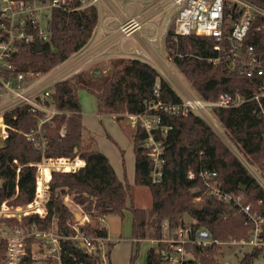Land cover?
<instances>
[{
  "label": "trees",
  "instance_id": "trees-1",
  "mask_svg": "<svg viewBox=\"0 0 264 264\" xmlns=\"http://www.w3.org/2000/svg\"><path fill=\"white\" fill-rule=\"evenodd\" d=\"M48 18L49 40L41 39L37 28L31 25L26 29L31 38L17 41L19 50L12 59L16 67L14 74L20 71L27 75V79H32L49 72L87 46L99 23V8L96 3L83 5V0H71L67 8H52ZM214 41L213 36L194 33L180 35L176 39L173 29L166 35L171 61L203 98L215 100L224 92L249 96L257 91L258 81L209 61L210 57L216 55L211 47ZM250 42L264 55V31L252 33ZM158 78L160 95L156 97L154 87ZM79 89H86L96 96L99 114H113L119 123L123 121V114L146 111L147 101L159 99L171 104L182 101L156 67L134 57L113 59L107 72L81 70L57 81L52 95L61 113L54 116V125L44 124L49 145L46 153L50 156L80 155L86 161V167L79 172L54 173L49 213L42 224L48 226L55 217L60 234L74 233L72 224L80 221L79 213L65 200L68 196L89 216L103 217L114 213L124 218L125 210L129 209L133 215L132 238L138 240L160 239L164 222L170 229L183 226L186 224V214L193 219L191 225L195 229L206 228L214 239L221 242L251 238L254 224L248 215L238 205L207 193L198 172L202 169L216 171L225 192L243 194L244 205H250L251 210L263 217L264 188L200 115L193 111L171 114L161 110L163 123L172 128L164 136L166 162L164 178L158 184L151 181L152 163L143 145L146 133L139 125L133 128L134 182L148 186L152 193V206L141 208L134 203L128 205L129 185L118 176L109 157L94 149L91 140L85 137ZM215 113L229 139L251 164L264 170V117L257 102L249 100L237 107L216 108ZM3 119L9 126V135L0 144V178L3 180L0 197L12 194L15 184L20 181L23 191L21 202L25 203L33 198L35 173L32 167H20L17 162L25 163L41 155L24 134L36 127L38 120L28 111L27 105L9 109L3 114ZM63 126L64 135L61 134ZM189 170L194 171V178L188 176ZM241 185L246 189L241 190ZM198 196L201 199L196 201ZM83 228L88 234L102 237L104 241L108 237V229L104 225L88 221ZM261 235L264 239V225ZM61 244L65 264H102L95 262L73 240H62ZM168 246V243L159 242L151 247L147 263L167 264L162 251ZM221 246L216 243L205 247L188 244L187 248L192 250L195 259L188 260L186 264H217L216 253ZM261 249L255 246L239 264H253L254 257Z\"/></svg>",
  "mask_w": 264,
  "mask_h": 264
},
{
  "label": "built area",
  "instance_id": "built-area-1",
  "mask_svg": "<svg viewBox=\"0 0 264 264\" xmlns=\"http://www.w3.org/2000/svg\"><path fill=\"white\" fill-rule=\"evenodd\" d=\"M70 1L0 0V18L2 20L0 22L2 140L9 135V126L4 122L3 114L15 106L27 105L28 111L38 121L36 127L24 134L41 152L39 157H34L28 162H17L20 167L24 165V167H32L34 170L35 189L33 198L25 203L20 202L23 196L20 181L15 184V190L12 194L0 197V264H65L62 258V240H73L95 262L109 264L107 252L102 249L101 245L103 238L88 234L83 228L84 223L79 221L72 224L74 230L72 235H63L58 232L55 217L48 226L42 224L49 213V204L53 195L51 183L54 173L79 172L86 167V161L80 155L50 156L46 153L49 145L44 124L54 125V116L61 113L57 109L55 98L52 95L54 84L81 71L86 64L90 63L94 59L91 49L89 47L82 48L64 63L55 66L47 73L36 75L32 79H27V75L20 71L13 73L16 67L12 63V59L19 50L17 41L31 38L27 35L26 29L34 25L37 28L38 36L43 40H49V11L54 7L67 8ZM96 1L98 0H83V5H90ZM169 1L172 5L180 6L173 24L176 39L180 35L193 33L213 36L215 41L211 47L215 50L216 55L210 57L209 61L213 64H221L231 72L258 81L259 88L249 96L224 92L217 99L211 100L200 96L192 86H184L182 89L178 86L179 89L176 91L182 99L180 104L153 99L147 101L148 108L146 111L138 114L127 113L131 125L133 127L139 125L146 133L143 145L152 163V183L158 184L164 178L166 162L164 136L172 128L171 125L163 123L161 110L171 114L193 111L200 115L227 144L229 143L230 148L264 188V170L251 164L247 156L229 139L227 132L225 133L218 124V117L215 113L216 108L237 107L249 100H254L264 117V55L250 42L252 33L264 31V0ZM145 22L146 20L138 15L122 21L119 29L125 34V37L140 29ZM167 66L169 70L165 68V71L163 69L159 71L162 76L165 75V72L168 73L170 79L175 82L176 73H173L172 66L169 64ZM9 72L11 73L8 74ZM154 94L156 97L160 95L159 78L154 87ZM7 96L10 98L5 100ZM219 122L221 123L220 120ZM224 130L226 131L225 127ZM64 131L65 126H63L62 135H64ZM198 175L203 180L207 193L238 205L253 222L254 228L251 238L249 240H236L235 242L249 243L264 248V239L261 235L264 217L251 210L250 205H244L243 194L225 192L221 187L216 171L202 169ZM188 176L194 178V171L189 170ZM200 199L201 196L195 198L196 201ZM153 242L169 244L162 251L167 264H186L188 260L195 259L192 250L187 248L188 244L205 247L220 243L219 240L212 237L208 229H195L187 221L185 225L171 229L164 222L162 237L153 239Z\"/></svg>",
  "mask_w": 264,
  "mask_h": 264
},
{
  "label": "rangeland",
  "instance_id": "rangeland-1",
  "mask_svg": "<svg viewBox=\"0 0 264 264\" xmlns=\"http://www.w3.org/2000/svg\"><path fill=\"white\" fill-rule=\"evenodd\" d=\"M103 1L113 3L115 0ZM120 4H122V2ZM108 6L111 7L112 4H109ZM179 8V5L168 8L166 15V19L169 21L167 24V31L173 29L175 16L177 15ZM119 34L122 37L125 35L120 29ZM167 63L173 67V73H176V76L172 73L176 78L175 82L170 79L171 77L168 73L165 72L164 76L169 82H171L170 84L175 90L179 89L178 86L181 89L184 88V86H191L179 68L171 61L169 55L167 56V62H164L162 65H160V69H163L164 71L165 68L168 69ZM105 64V67L109 66L111 68L110 62ZM84 67L82 70L89 73H93L94 69L97 70V66L94 67L93 63H89ZM110 68L107 71H109ZM78 96L82 105V122L85 126V137L91 140V144L94 149L104 152L109 157L121 179L125 182V184L129 185L130 196L128 199V205L134 203L135 205L142 207L151 206L152 193L150 188L148 186L137 185L134 182L135 154L132 137L134 127L130 123V118L123 114V121L122 123H119L113 114H99L96 96L86 89L79 90ZM9 98L10 96L5 97V100ZM217 122L221 129L226 133L223 124H221L218 119ZM1 130L2 128L0 119V144L3 142ZM232 148L235 149L233 146ZM254 168L258 170V168ZM66 201L73 207H76V205L69 198ZM92 219L93 222H96V217H93ZM103 224L107 226L110 237L112 238L111 240L114 241H103L101 244L102 249L105 252H108L109 250L111 251L113 263L136 264V262L139 260V256L136 257V247H138V244L136 247H134V254L131 252L132 239L130 235H132V212L129 209L125 210L124 218L118 214H109L105 220H103ZM217 244H222L221 248L216 253V258L218 259L217 264H239L243 256L246 253L252 252L255 247L249 243L240 244L235 241L227 243L220 241V243ZM147 245H150V241L145 240L140 245V252L138 251V255H141L143 249L147 247ZM259 251L260 252L254 257L253 264H264V248ZM132 255L135 257L134 259H132Z\"/></svg>",
  "mask_w": 264,
  "mask_h": 264
},
{
  "label": "crops",
  "instance_id": "crops-1",
  "mask_svg": "<svg viewBox=\"0 0 264 264\" xmlns=\"http://www.w3.org/2000/svg\"><path fill=\"white\" fill-rule=\"evenodd\" d=\"M118 2H120V0H115L113 3L103 0L96 1V4L99 8V23L97 24L94 34L88 45L85 46V48L89 47L91 49L94 56V59L90 62L91 64L93 63L94 67L97 66V70L94 69V71L97 73L98 71L106 72L110 67H105V63H111L113 59L122 56L140 58L149 62L158 70H160V65H162L164 62H167V56L169 55L166 45V35L168 32L167 24L169 22L166 19L167 11L168 8L177 5H172L169 0H121L122 4H120L121 2ZM109 4H112V6H108ZM138 15H141L146 20L142 27L134 31L131 35L125 37L120 36L119 28L121 22ZM68 198L69 197L66 196L65 200ZM151 206L138 207L150 208ZM74 208L79 213L78 218L81 223L91 221L95 225L106 226L103 224V220H105L107 215L103 217L89 216L82 212L79 207L76 206ZM93 217H96V222H93ZM130 237L132 239V254H134V247H136L138 244V247H136V257L139 256V260L136 262V264H148V250L151 247H154V245L157 243H153V239L151 238L138 240L136 238H132V235H130ZM111 239L112 238L110 237V233L108 231V237L105 239V241H114ZM145 240L150 241V245H147V247L144 246L145 248L143 249L141 255H138V251L140 252V245ZM107 257L108 263L114 264L110 250L109 254L107 253Z\"/></svg>",
  "mask_w": 264,
  "mask_h": 264
},
{
  "label": "water",
  "instance_id": "water-1",
  "mask_svg": "<svg viewBox=\"0 0 264 264\" xmlns=\"http://www.w3.org/2000/svg\"><path fill=\"white\" fill-rule=\"evenodd\" d=\"M38 45L40 46L39 43H38ZM39 50H41V49L39 48ZM98 73H100V71H98ZM2 183H3V180L0 178V185H1ZM240 189H241V190H245L246 187L241 185V186H240ZM185 221L191 223V222L193 221V219H192L188 214H186V215H185ZM5 227L7 228V226H5ZM7 229H9V228H7Z\"/></svg>",
  "mask_w": 264,
  "mask_h": 264
}]
</instances>
